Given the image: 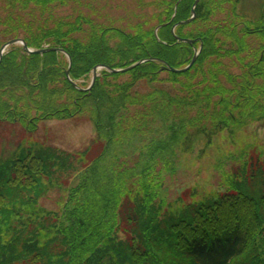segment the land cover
Masks as SVG:
<instances>
[{"label": "trees", "instance_id": "1", "mask_svg": "<svg viewBox=\"0 0 264 264\" xmlns=\"http://www.w3.org/2000/svg\"><path fill=\"white\" fill-rule=\"evenodd\" d=\"M56 1L0 0V48L15 38L61 47L77 82L98 64L124 68L153 57L181 68L193 55L171 28L194 0H182L172 21L178 0L142 2L125 29ZM195 12L175 33L203 46L180 77L162 78L161 63L151 61L113 88L106 78L114 74L103 70L86 95L67 80L63 53L27 54L14 44L3 55L0 121L32 132L38 121L86 115L96 135L74 152L19 143L0 160V264H264V157L254 145L237 148L241 131L264 122V21L259 31L242 28L238 0H200ZM220 133L233 149L215 165V191L173 204L165 174ZM49 193L57 210L40 205Z\"/></svg>", "mask_w": 264, "mask_h": 264}, {"label": "rangeland", "instance_id": "2", "mask_svg": "<svg viewBox=\"0 0 264 264\" xmlns=\"http://www.w3.org/2000/svg\"><path fill=\"white\" fill-rule=\"evenodd\" d=\"M59 1L67 6L71 12L73 11L75 15H86L93 22L110 24L125 29L128 27L129 21L135 16L134 14L139 12L138 7L142 2L151 0H57L56 2ZM262 6H264V0H242L241 16L244 18L243 22L245 24L259 23L263 18ZM59 14L67 15L68 10L62 9ZM220 18L221 15L214 17V19ZM235 72L239 73L240 68L237 67ZM160 76L163 78L172 75L168 72H162ZM134 77V72L127 71L108 76L106 81L111 83L114 88L131 81ZM89 80L87 79L85 84L88 85ZM142 87L140 81L135 86V90L139 91ZM59 104L64 105L65 100H61ZM46 109L51 110L52 107ZM23 127V122L16 124L9 119L0 121V160L5 159L7 155L13 152L19 143L24 142L23 145L26 147L32 146L44 149L48 153H57L60 150L74 152L89 145V141L92 140L94 135L93 124L86 115H78L62 120L41 121L38 128L32 132L24 131ZM246 144L256 146L264 157V122L253 123L239 133L237 148L244 147ZM232 147L233 144L227 141L226 133H220L214 139L213 145L209 149H204L201 154L200 148H196L192 154L183 156L180 159L182 169L170 178L167 173L164 176V193L167 199L173 204H176L178 200L190 202L194 196L198 197L215 191L217 172L214 169L215 165L225 160L223 157L227 155L229 150L233 149ZM188 169L193 170L194 174L188 175V172H185ZM187 186L192 187L193 190L185 193L184 189ZM199 193L203 194L199 195ZM40 205L49 210H57L56 195L49 193L46 198L40 200Z\"/></svg>", "mask_w": 264, "mask_h": 264}, {"label": "water", "instance_id": "3", "mask_svg": "<svg viewBox=\"0 0 264 264\" xmlns=\"http://www.w3.org/2000/svg\"><path fill=\"white\" fill-rule=\"evenodd\" d=\"M198 1H199V0H195L194 4H193V6H192V9H191V16H192V17L189 18V19H187V20H185V21H181V22H179L177 25L188 24V23H190V22L194 19V17H195L194 8H195V6L197 5ZM177 4H178V3H177ZM177 4L175 5V7L177 6ZM177 25H175V26L173 27L172 30H174L175 27H176ZM177 39H178V40H181V41H183V42L189 43V44H193L194 42H196V40H191V39H181V38H178V37H177ZM12 44H21L22 47H23V50H24L25 52H27V53L43 54V53H47V52H51V51L64 52V50H63V49H60V48H41V49L33 50V49L28 48L27 45H26V43H25L22 39H14V40H10L9 42L5 43V44L1 47V49H0V59H1V57H2V54H3L4 50H5L9 45H12ZM198 53H199V51H195L194 56H193L191 62H190L189 65H188L187 67H185V68H182V69H175V68L171 67L169 64H167V63H165V62L162 61V62H163V66H162L161 70H168V71H171V72H185V71H187V70L193 65V63L195 62V60H196V58H197ZM67 57H68V60H69V67H68V69H67V71H66V76H67V78H68V76H69V72H70V66H71V59H70L69 55H68ZM150 60H152V59H151V58H147V59L139 60V61L135 62L134 64L128 66L127 68H124V69H121V70L113 69V68H110V67L105 66V65L95 66V67L93 68V70H92V74H93V77H92V84L95 82V79H96V76H97V71H98L100 68H101V69L104 68V69L108 70V71L111 72V73L127 72V71H129V70H131V69H133V68H135V67L141 65V64L144 63L145 61H150ZM92 84H91V85H92ZM90 87H91V86H90ZM90 87L88 88V90L90 89Z\"/></svg>", "mask_w": 264, "mask_h": 264}]
</instances>
